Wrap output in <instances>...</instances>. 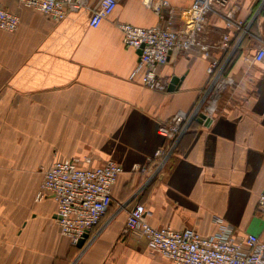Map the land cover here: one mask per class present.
I'll return each instance as SVG.
<instances>
[{
  "label": "crops",
  "instance_id": "1",
  "mask_svg": "<svg viewBox=\"0 0 264 264\" xmlns=\"http://www.w3.org/2000/svg\"><path fill=\"white\" fill-rule=\"evenodd\" d=\"M100 1L85 0L56 20L17 0H0L21 17L15 31L0 29V188L37 192L43 177L36 186L34 173L56 158L115 159L124 168L84 248L62 233L53 198L4 194L0 264H174L144 237L124 232L128 210L138 202L154 226L209 234L220 220L236 234L264 241L257 209L264 190V60H253L264 42V0L229 2L225 10L241 27L210 14L204 33L210 56L195 47L173 51L159 69L164 89L131 78L139 53L124 44L119 23L164 25L173 9L179 28L194 0H166L163 18L144 0H120L92 27ZM225 34L227 48L221 46ZM213 61L215 81L208 71ZM204 96L216 100L210 122L193 120L165 172L155 177L150 158L164 143L159 126Z\"/></svg>",
  "mask_w": 264,
  "mask_h": 264
},
{
  "label": "built area",
  "instance_id": "2",
  "mask_svg": "<svg viewBox=\"0 0 264 264\" xmlns=\"http://www.w3.org/2000/svg\"><path fill=\"white\" fill-rule=\"evenodd\" d=\"M21 5L41 11L56 20L63 19L68 8L80 9L85 0H17ZM120 0H101L92 12L89 24L98 27L116 8ZM231 0H194L185 13L184 24L174 28L173 9L164 25L138 26L127 22L119 23L126 46L142 49L139 61L131 78L140 76L144 86L164 89L165 83L159 69L168 63L173 51H187L199 48L210 56L212 45L204 33L212 13H219L227 20L228 27H241L242 22L232 13L226 12ZM160 17H164L166 0H144ZM21 23L20 15L0 5V29L15 31ZM230 36L225 34L221 46H229ZM253 60H264V42L255 53ZM217 62L209 64L208 71H216ZM218 74L215 75L216 80ZM202 97L190 111L180 110L167 124H161L159 133L164 138L155 155L150 158L155 173L166 165L169 157L178 149L182 135L187 132L193 120L201 113L211 117L215 111V99L205 102ZM147 170L138 165L134 168ZM124 173L122 164L107 159L95 164L91 156L56 158L44 169L38 189V201L51 197L57 202V222L64 235L77 244L86 231L92 230L103 218L113 201V189ZM258 212L264 219V190L258 198ZM146 205L136 203L128 210L124 232H130L147 240L150 248L174 264H264V241L256 234H236L233 227L217 220L219 227L213 233L202 234L194 229H174L171 226H154L148 219ZM90 239L87 240V242Z\"/></svg>",
  "mask_w": 264,
  "mask_h": 264
},
{
  "label": "rangeland",
  "instance_id": "3",
  "mask_svg": "<svg viewBox=\"0 0 264 264\" xmlns=\"http://www.w3.org/2000/svg\"><path fill=\"white\" fill-rule=\"evenodd\" d=\"M171 157H169V159L167 160L166 164L169 162ZM145 171H147V170H145ZM161 171H162V169L160 171H158V172L161 173ZM163 171H164V169H163ZM158 172L154 175L155 177H157L159 175ZM164 172H162V173H164ZM43 174H44L43 170H42V172L40 171V172L34 173V182L36 183V186L39 185V183L41 181V177H43ZM36 190H37V188H34V190H33L32 186H27V187L21 188V189H19L18 187L17 188L16 187H10V188L1 187L0 188V198H4V194L9 195L8 196L9 198H22V196L28 195V194H31L32 198H36L37 193H38V191L36 192ZM36 201H38V200L36 199Z\"/></svg>",
  "mask_w": 264,
  "mask_h": 264
},
{
  "label": "water",
  "instance_id": "4",
  "mask_svg": "<svg viewBox=\"0 0 264 264\" xmlns=\"http://www.w3.org/2000/svg\"><path fill=\"white\" fill-rule=\"evenodd\" d=\"M142 52V49H138V53L141 54ZM178 81V78L177 77H174L172 79V84L176 83ZM173 89V86H170V90ZM206 122H205V121ZM211 118H208L205 114L201 113L199 115V117L197 118V121L201 122V123H207V122H210ZM90 238V231H86L84 233V235L79 239L78 243H77V246H79L80 248H84L87 240Z\"/></svg>",
  "mask_w": 264,
  "mask_h": 264
},
{
  "label": "trees",
  "instance_id": "5",
  "mask_svg": "<svg viewBox=\"0 0 264 264\" xmlns=\"http://www.w3.org/2000/svg\"><path fill=\"white\" fill-rule=\"evenodd\" d=\"M177 151H178V149H177ZM177 151H176V153H177ZM173 155H174V154H173ZM173 155H172V156H173ZM171 158H172V157H171ZM149 165H150V164H149ZM151 166H152V165H151Z\"/></svg>",
  "mask_w": 264,
  "mask_h": 264
}]
</instances>
